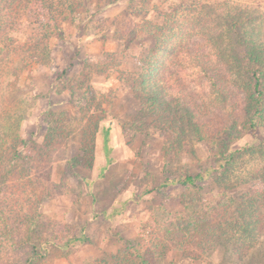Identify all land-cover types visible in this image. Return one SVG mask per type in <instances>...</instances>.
Wrapping results in <instances>:
<instances>
[{
    "label": "rangeland",
    "instance_id": "1",
    "mask_svg": "<svg viewBox=\"0 0 264 264\" xmlns=\"http://www.w3.org/2000/svg\"><path fill=\"white\" fill-rule=\"evenodd\" d=\"M224 1L231 0H208ZM233 1L264 12V0ZM185 2L121 0L101 14L102 19L116 23L101 37L77 33L76 23L67 19L63 24L65 39L52 37L48 41L51 61L45 64L31 58L22 61L19 52L6 55L0 51V126L8 113H22L18 134L28 147L22 149V154L29 158L23 164L25 168L31 164L34 169L39 167V185L35 180L26 185L25 207L35 210L32 195L44 192L40 212L75 230L84 227L89 238L70 248L62 243L46 245L40 264H130L129 257L145 253L158 242V231H151L148 224L154 216H159L161 210L171 216L187 212L181 202L183 195L190 197V209L195 213L200 212L197 205L203 206L207 226L214 230L203 232L199 244L189 243L181 249L169 246L165 254L152 256L158 264H264V206L255 213L260 220L253 246L248 247L246 242L245 247H237L215 236L219 226L228 229L229 217L236 212L233 199L241 195L254 197L264 189V151L260 149L264 128L250 125L243 93L230 84L226 88L227 101L210 106L203 84L184 81V103L195 112L204 131L197 139V128L190 125V133L195 131L196 137L187 136L180 146V136L161 128L152 115L143 111L132 89L142 60L153 47L152 38L136 31V26L143 19L160 24L161 13ZM102 19H95L94 25L87 21L89 29L84 32L106 25ZM34 20L32 14L18 17L9 32L13 44L28 41L35 33ZM128 31L133 37L129 43L123 39ZM84 90L85 98L77 104ZM171 101L174 104L177 99ZM179 101L177 107L181 108L182 96ZM48 122L61 126L50 148L45 146L44 138ZM107 126L111 128V162L99 178V167L105 163L101 131ZM1 132L0 127V141L4 138ZM13 135L12 131L6 141ZM220 151L236 152L224 174L222 170L215 172L200 182L199 188L188 190L182 185H161L203 171L215 162ZM72 158H77L73 167L68 164ZM219 175L223 180L217 178ZM15 182L16 177L10 178L8 191L16 186ZM113 208H121L115 217L102 215Z\"/></svg>",
    "mask_w": 264,
    "mask_h": 264
},
{
    "label": "trees",
    "instance_id": "2",
    "mask_svg": "<svg viewBox=\"0 0 264 264\" xmlns=\"http://www.w3.org/2000/svg\"><path fill=\"white\" fill-rule=\"evenodd\" d=\"M120 1L0 0V51L6 55L19 52L23 54L22 61L24 58H31L45 64L51 61L48 41L52 37L65 39L63 24L67 19L76 23L77 33L81 32L88 37L104 36L116 23L102 19L101 14ZM83 13L84 16H81ZM26 14L35 16V33H31L27 42L13 44L14 40L9 32L18 17ZM161 16L160 24L143 19L136 26V31L145 32L153 40V47L148 50L139 73L133 79L132 89L141 109L152 115L161 128L171 129L178 134V144L182 146L187 136L196 137L193 135L195 131L190 133V125L197 128V139L202 138L201 133L204 131L195 119V112L184 103V81L197 80L200 85L203 84L210 106L214 102H226V88L234 84L244 95L243 108L250 115V125L253 128L261 125L264 128V12L233 0L222 3L186 0L185 4L161 13ZM95 19H102L106 25L101 24L100 27L93 28V31L84 32L89 29L87 21L94 25L97 23ZM131 34L132 31H128L124 35L123 39L127 43L133 39ZM5 87L7 84L2 88ZM85 92L84 90L81 99H77V104L85 98ZM180 96L181 108L177 107L181 103ZM168 98H176L177 101L172 104ZM10 113L7 114L5 123L0 126L1 135L4 137L0 141V264H40L45 258L46 245L62 243L63 247L70 248L87 242L89 238L84 227L75 230L64 222L47 218L40 212L39 205L44 192L32 195L36 199L35 210L25 207L26 185L34 180L39 185V167L34 169L31 164L25 168L24 159L29 158L22 154V149L26 150L28 147L18 134L22 113ZM52 124H46L48 129L44 138L47 148L52 146L54 137L61 128ZM110 130V126H107L102 127L101 131L105 163L99 167V178L103 177L104 170L111 162ZM12 131L13 137L6 141L5 138ZM261 148L264 151V144ZM235 151H220L215 162L203 171L169 179L161 185H182L187 190L199 188V183L211 178L215 172L222 170L221 174L225 173L226 165L235 160ZM88 152L85 151L84 154ZM33 157L34 155L30 157L31 161ZM76 160L77 158L69 159L68 164L72 163L73 167ZM22 175L26 177L22 178ZM14 177L17 178L16 186L8 191L10 178ZM217 178L223 180L222 175ZM255 194L254 197L241 195L232 200L233 210L236 212L229 217L228 229L219 226L218 235L215 236L226 239L237 247H245L246 242L248 247L253 246L257 240L256 227L260 220L255 213L264 206V189ZM184 196L181 202L187 212L184 210L171 216L161 210L159 216H154L148 224L151 231H158V242L144 251L145 253L129 257L127 260L130 264H158L152 256L165 254L164 251L169 250V246L172 249L179 246L181 249L189 243L199 244L203 232L214 230L207 226L209 220L204 217L203 206L197 205L200 212L195 213L190 209L192 200ZM120 211L121 208H113L102 215L113 218ZM237 250L236 248L234 252H238ZM240 254L242 255L241 251Z\"/></svg>",
    "mask_w": 264,
    "mask_h": 264
}]
</instances>
